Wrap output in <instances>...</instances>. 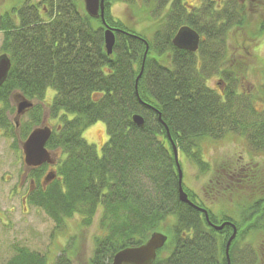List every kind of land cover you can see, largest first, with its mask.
Instances as JSON below:
<instances>
[{
    "label": "trees",
    "instance_id": "1",
    "mask_svg": "<svg viewBox=\"0 0 264 264\" xmlns=\"http://www.w3.org/2000/svg\"><path fill=\"white\" fill-rule=\"evenodd\" d=\"M139 1L137 20L146 18L150 23L140 33L109 14L111 4L135 9L136 0H104L105 22L115 35L111 55L104 50L101 20L88 17L79 0H20L0 12V50L11 62L0 87V128L9 134L14 129L10 104L15 95L21 96L34 102L27 112L29 124L21 128L26 139L42 127L45 93L54 91L46 106L55 122L46 149L57 160L55 177L44 184L49 166L29 169L27 200L45 212L56 230L74 216L83 227H90L100 212L101 235L95 238L88 264H110L115 253L144 244L153 232L168 238L152 264H226L224 247L231 228L214 230L201 212L179 201L178 171L158 116L178 152L201 173L209 171L201 159L204 139L237 134L255 151H264V119L258 118L264 111L239 94L246 68L237 61L239 49L254 41L251 35L264 33V0H200L198 5L187 0ZM182 26L199 33L197 52L172 45ZM213 77L219 78L220 92L207 85ZM133 115L143 118L142 129L132 122ZM98 122L104 123L108 137L101 155L83 138ZM222 168L223 174L213 172L216 184H235L237 179V188L229 195L244 194L236 201L241 223L226 214L216 219L183 189L194 205L208 211L212 224L230 221L236 226L230 264H257L252 249H244L239 258L236 250L253 234H261L264 243V197L252 199L259 173L244 172L237 165ZM258 187L262 190L258 194H263V180ZM68 254L63 250L55 264H72ZM6 264L48 261L44 255L14 246Z\"/></svg>",
    "mask_w": 264,
    "mask_h": 264
},
{
    "label": "rangeland",
    "instance_id": "2",
    "mask_svg": "<svg viewBox=\"0 0 264 264\" xmlns=\"http://www.w3.org/2000/svg\"><path fill=\"white\" fill-rule=\"evenodd\" d=\"M19 1L0 0V12L10 8V4H16ZM38 1L32 0V2ZM187 1L198 5L200 0ZM212 1L217 3L222 0ZM140 6L141 3L138 0H136L135 9H129L125 4L116 2L109 7V14L115 21L121 22L126 27H132L133 30L140 33L149 27L148 24L150 25L146 18H144V22L137 20L139 17L137 13L141 12L138 9ZM256 16L257 14L251 20L255 21ZM245 36L247 35L245 34ZM251 36L254 41L250 45H248L250 41L246 42L247 45L244 46V49L242 46L239 49V54H237V61L243 62L240 68H246L238 92L248 96L258 111H264V33ZM2 38L0 32V48ZM218 82L219 78L213 77L208 80L207 85L220 92L217 86ZM53 97L54 91L48 89L42 103L44 106L42 126H47L51 130L54 128L55 122L50 120L46 106L51 103ZM10 105L15 114L9 115V121L16 122L17 125L15 123L10 134L0 128V264H6L13 256L14 246L24 247L31 252L46 256L48 264H55L58 256L67 249L72 264H88L93 254L95 238L101 235L98 225L100 212L95 215L90 227H83L80 218L74 216L67 220L60 230H56L54 223L45 212L28 202L27 196L30 191L31 180L30 170L23 162L22 144L25 139H22L21 128L29 124V115L26 112L17 118L15 112L16 99ZM260 116L258 118H261L262 121L264 116L263 114ZM83 138L95 146L97 153L101 155V149L108 140L104 123L98 122L89 127L83 133ZM200 148L201 159L209 167V171L205 173H201L199 167L192 163L185 154L178 152L177 149L178 161L182 170V187L184 186L185 190L197 199V204L203 202L216 219H220V215L226 214L233 222L241 223L243 220L242 213L236 201L238 200L237 196L241 197L244 194L242 192V194L238 193L234 196L229 195L234 188H237V179H235L236 182L234 181L235 184H232L231 181L229 183L221 181L220 184H216L218 177H215L213 172L216 169L215 171H219L218 174H223L221 170L224 168L222 166L237 165L238 169L244 172L248 169L257 171L259 181H264V151H255L245 137L231 133H227L218 140L204 139L201 141ZM56 165L57 160L55 159V163L47 168L45 175L54 171ZM236 175L242 176L238 173ZM260 182L254 183L253 196L255 197L252 199L264 197V193L258 194V191H262L258 187ZM262 240L261 234H253L244 239L242 245L236 250L238 258L243 254L244 249H252L258 258L257 264H264V243ZM238 258L236 255V263H239Z\"/></svg>",
    "mask_w": 264,
    "mask_h": 264
},
{
    "label": "water",
    "instance_id": "3",
    "mask_svg": "<svg viewBox=\"0 0 264 264\" xmlns=\"http://www.w3.org/2000/svg\"><path fill=\"white\" fill-rule=\"evenodd\" d=\"M79 1L81 3L84 13L88 17L92 19L101 20L104 27V32H103L104 50L107 55H111L115 44V35L113 29H111L105 22L104 0H79ZM200 40L201 37L199 33H197L194 29H192L189 26H182L176 31L172 39V45L179 50L195 53L198 50ZM144 58H143V62H144ZM10 66H11V62L8 56L6 54H1L0 55V87L6 80ZM142 72H143V63L141 70L135 81L136 93H137V83L142 75ZM14 99H16L17 101V105H16L17 118L23 115L24 113H26L33 106L32 102L28 101L27 99L21 96L15 95L13 97V100ZM158 119L165 127L167 137L172 147L173 157L178 171V188H177L178 199L181 203H185L191 206L192 208L198 210L199 212H201L204 215L206 222L214 230L221 231L225 226L231 228V235L228 237L224 247V256H225L226 264H230L229 250H230V245L237 234L236 226L229 221L223 222L220 225L212 224L209 220L208 211L204 208L194 205L190 201L187 193L183 190L182 187V170L180 168V164L178 161V153L176 146L170 137L167 126L161 121L160 115L158 116ZM132 122L140 129L144 127V120L139 115H133ZM50 136H51V129L47 126L35 128L29 133V135L22 144L23 161L28 168H37L42 165L53 164V159L51 157V154L46 149V143L48 142ZM54 177H55L54 172L52 171L48 172L44 177V184L53 180ZM167 238H168L167 235H165L164 233L153 232L144 244L136 247L124 248L118 251L117 253H115L110 264H152L156 258L157 252L165 246L167 242Z\"/></svg>",
    "mask_w": 264,
    "mask_h": 264
}]
</instances>
